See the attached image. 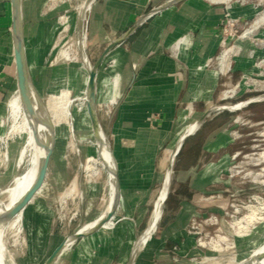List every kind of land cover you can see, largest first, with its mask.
Returning <instances> with one entry per match:
<instances>
[{
	"label": "crops",
	"instance_id": "obj_1",
	"mask_svg": "<svg viewBox=\"0 0 264 264\" xmlns=\"http://www.w3.org/2000/svg\"><path fill=\"white\" fill-rule=\"evenodd\" d=\"M167 1L95 0L87 20L89 51L96 53L104 44L98 59L144 13ZM232 3L184 0L169 6L141 24L102 62L101 66L112 63L111 71L121 78L120 96L105 126L119 183L117 220L113 228L102 227L79 238L55 264H130L133 257L132 264L173 262L168 253L183 236L189 207L225 181L232 144L228 128L233 122L225 113L229 111L210 115L184 139L174 159L173 190L164 205V219L142 241L148 230L146 215L171 165L170 146L215 105L227 70L222 71L221 50L230 41L225 27ZM25 6L22 0L24 23ZM24 29L27 50L25 24ZM17 85L12 4L0 0V109ZM84 237L91 238L88 249L82 244ZM139 241L143 248L134 256Z\"/></svg>",
	"mask_w": 264,
	"mask_h": 264
},
{
	"label": "rangeland",
	"instance_id": "obj_2",
	"mask_svg": "<svg viewBox=\"0 0 264 264\" xmlns=\"http://www.w3.org/2000/svg\"><path fill=\"white\" fill-rule=\"evenodd\" d=\"M24 1L27 5L25 6V27L33 86L41 96L46 97L49 83L67 75L70 78L73 97L69 116L71 133L66 127L67 135L55 140V149L50 159L47 176L35 191L34 202L24 209L22 233L19 234L18 243L15 244L13 237L9 234L7 239L8 249L18 264H43L68 233L79 224L93 220L105 209L108 198V171L102 170L91 184H88L84 177L83 166L86 156L97 149V145L88 107L83 99L89 79V69L85 66L77 45L79 14L76 7L81 0ZM230 1L233 5L227 16L225 30L230 41L221 50L222 71L227 70L221 76L215 105L233 106L237 102L264 94V21L253 27L256 20L264 15V0ZM230 1L216 0L215 2L229 3ZM88 15L85 21L86 29ZM252 27V31L246 33ZM103 46L104 44L100 45L98 52L92 53L89 51L87 42V52L92 63L96 61ZM113 63L116 64L117 60L115 59ZM111 69L110 62L99 68L97 103L105 92L113 93L116 90L109 79L119 72L111 71ZM101 81H103L102 87ZM120 81L119 74V94ZM103 108L97 106L99 119L105 130L109 114ZM225 113H230L228 115H231L233 122L228 128L232 144H230L231 159L225 181L213 189V194L195 198L198 205L189 207L191 213L183 230V236L178 238L179 243L174 245L168 253L169 259L173 262L163 260L161 264H211L201 263V260L208 255L218 256L221 260L233 254L242 256L260 246L264 241V209L262 208L264 207V183H262L264 174L260 175L264 165L255 164L256 160L252 159H256L258 152L264 151V99ZM71 134L75 135L74 138L86 139L78 142V149L72 148ZM14 145L12 140H0V188L10 183L11 173L17 167L13 159L6 158L8 150L13 149ZM174 145L175 142L169 148L171 154ZM20 170H24V167L21 166ZM75 176L80 178L81 194L74 198H62L63 192L70 186ZM173 181L172 173L168 198L173 190ZM164 182L165 177L160 182L158 194L150 212L146 215V224L151 218ZM248 206H256L262 212L258 211V216L263 219L256 222L249 234L239 236L236 234L233 222L249 214ZM164 214L163 207L159 223L164 219ZM154 231L147 239L153 235ZM218 233L228 235L233 240V244L221 251L199 245L201 240L206 238L210 240Z\"/></svg>",
	"mask_w": 264,
	"mask_h": 264
},
{
	"label": "bare ground",
	"instance_id": "obj_3",
	"mask_svg": "<svg viewBox=\"0 0 264 264\" xmlns=\"http://www.w3.org/2000/svg\"><path fill=\"white\" fill-rule=\"evenodd\" d=\"M210 1L215 2L216 0H210ZM91 3H92V0H81V2L76 7L78 14H79L77 45H78L79 50L83 52L86 46V39H85V24L86 23L85 21H86V17L91 7ZM263 21H264V15H262L261 17L258 18V20H256V23L255 25H253V27L255 28V26H257L259 23ZM253 27L248 29L246 33L252 31ZM83 55H84L83 62L85 66H87L89 70H92L93 63H90V61L88 60V57L85 54ZM29 70H30V66H29ZM109 81H112L114 89L116 90L113 93L105 92L102 98L99 99L97 106L99 105V106L104 107L105 112L110 115V113H112L111 110L113 106L116 104L117 99L120 95L119 88H118L119 74H114L109 79ZM88 83H89V79L87 81L86 86H88ZM102 84H103V81H101V87H102ZM87 93H88V89L86 88L85 95L83 96V99L86 102V104H87ZM31 94H32L34 105L38 113L41 114L42 117L48 118L49 121L51 122L55 140L61 137L62 138L65 137L67 135L66 127L69 128L70 126L69 125L70 124L69 116L71 113L70 106H71V102L73 101L70 78L67 75H65L64 78H57L55 80H52L48 85L46 97L41 96L34 86H32ZM89 99H91V95ZM76 100L78 99L76 98ZM4 101H5L4 105L3 107L1 105L2 108L0 109V140H4V139L8 141L12 140L15 143L14 148L8 150L6 158L8 157L9 160L13 159L17 167L11 173L12 177L10 178L11 179L10 183L8 185L6 184L7 186L4 188L3 187L0 188V212L12 206L17 200H19L24 195V193L32 185L34 178H35L36 171L38 170L40 163L42 161V158L44 156V153L46 151L47 144H48V135H49L46 127L35 116H33L27 111L22 101L21 95L19 93L18 85L13 90V92L9 95V97ZM244 104L245 103L232 106V107L235 109ZM193 129H194V126L191 125L188 127L187 130L191 131ZM70 130L71 129L69 128V132L71 133ZM93 130L95 133V139H96L95 144L97 145V149L94 150L95 152L92 150L93 152H89L86 156L85 163L83 166L84 177H85L86 182L88 184H91L92 182L96 180V177L100 175L102 170H107V171L109 170L108 178H107L108 198H107L105 209L101 212V214L97 216L96 218H94L93 220L81 224L79 227L80 231H86L92 228L93 226H95V224L104 215V213L112 207V205L114 204L115 198H116V194H117V186H116L115 177L113 174L114 169H115V162H114V158L112 157V153L108 147L106 133L96 122H95V125L93 126ZM74 136L73 135L71 136L72 137L71 139L72 148L78 149V142H83L86 139L85 138L84 139L74 138ZM93 143H94V140H93ZM178 146H179V142L176 146L173 147L171 159L174 158V154L176 150L178 149ZM83 152H82V155L84 154ZM255 158L256 159L252 158L253 160H256L255 164L264 165V151L258 152ZM21 166L24 167V170L22 171L20 170ZM261 169L262 170H261L260 175L264 174V166ZM172 173L173 172L170 171L165 178L163 188L155 202L152 215L150 216L151 218L149 220L148 230L145 236L142 238V241H145L147 237L151 234V232L155 230L157 227V223L163 212V206H164L166 197L170 192V187L172 183ZM79 179L76 176L73 178L70 186L66 188L65 191L63 192L62 198H67V197L74 198L81 194V189H80L81 187L79 185ZM262 183H264V178L262 180ZM34 200H35V197L33 194L31 198L29 199L27 206L29 204H32ZM248 208L250 209L249 214L233 222L235 225L236 234L239 236L249 234L252 231L253 227L255 226L256 222L264 218V217L262 218L258 216L259 215L258 211L260 210H258L256 206H248ZM262 208L264 209V207ZM24 209L20 210L12 217L7 218L6 220L0 223V264H18L16 260L14 259L12 253L8 249L7 239H8V234H9L10 237H13L15 244L18 243L19 234L22 230V224L24 221ZM114 225H115V220L114 218H112L105 224V226H103V228H113ZM89 239L87 237L82 239V243L86 241V243H83L86 249H88L89 247L88 245L90 243L88 242ZM95 239L97 241L98 238L96 237ZM142 241H139L138 243L136 242L137 244H135L136 247H134V251H133L134 256H136L142 250L143 248ZM232 244H233V240H231L228 235H226L225 233H218L216 236L212 237L210 240H207V238L206 240H201L199 245L208 247L212 250L221 251L225 249L226 246L232 245ZM130 253L132 254V252ZM221 262L222 264H264V241L260 246H258L255 249H252L251 251L244 253L242 256L233 254L227 257L226 259L221 260V258L218 256L208 255L207 258H205L204 260H201V263L221 264Z\"/></svg>",
	"mask_w": 264,
	"mask_h": 264
},
{
	"label": "water",
	"instance_id": "obj_4",
	"mask_svg": "<svg viewBox=\"0 0 264 264\" xmlns=\"http://www.w3.org/2000/svg\"><path fill=\"white\" fill-rule=\"evenodd\" d=\"M95 0H92L91 6ZM184 0H168L167 2L157 6L153 7L146 13H144L138 21L131 27L129 28L124 34H122L120 37L117 39L113 40L103 51L101 56L93 63L92 70H89V83L87 86L88 93H87V107H88V114L91 118V123L94 126L95 122L98 123V125L103 129L98 111H97V78H98V71L99 68L102 64V62L105 60L107 55L118 45L123 43L126 39L130 37V35L141 25L143 24L147 19H149L151 16L155 15L156 13L162 11L163 9L178 4ZM12 4V31H13V41H14V51H15V64H16V74H17V84L19 88V93L21 95L22 101L27 109V111L35 116L47 129L48 131V144L46 151L44 153V156L42 158V161L40 163V166L38 170L36 171L34 181L30 188L24 193V195L17 200L12 206L4 209L3 211L0 212V223L7 218L12 217L15 215L17 212L20 210L26 208L29 199L31 196L35 193V191L42 185L43 181L45 180L47 176V171H48V166L50 163L51 156L54 152L55 149V137L53 133V128L52 124L49 121L48 118L42 117L41 114L38 113L36 110V107L34 105L33 99H32V94H31V89L33 86V82L31 79V74L29 70V64L27 60V54H26V47H25V39H24V20H23V8H22V0H11ZM91 9V7H90ZM90 11V10H89ZM87 18V17H86ZM85 35H86V46L84 48V52L81 51V57L83 58V54H85L88 57V60L91 62L90 57L87 52V29L85 28ZM91 95V99L90 98ZM264 99V94L258 97H253L249 98L245 101L237 102L236 105H240L245 103L244 105L259 101ZM233 105V106H236ZM243 106V105H242ZM240 108V107H238ZM238 108H233L232 106L229 105H213L211 106L205 113L204 115L196 121L192 126H194V129L191 131L185 132L180 141H179V146L178 149L176 150L174 154V158L171 159V165L169 167V170L167 171V174L172 171L173 172V163L176 154L178 153L184 139L191 133H193L202 123L203 121L209 117L210 115L228 110H236ZM103 131L106 133V138H107V143L108 147L112 153L111 147H110V140H109V134L108 130L105 128ZM113 157V153H112ZM115 162V161H114ZM109 173V170H108ZM114 177H115V182L117 186V194L116 198L114 201V204L112 207L104 213V215L99 219V221L93 226L92 228L86 230V231H80L79 227L81 224H79L75 229H73L70 233H68L63 240L56 246V248L52 251V253L48 256V258L44 261L43 264H55L57 259L61 256V254L68 249L72 244H74L79 238L88 235L89 233L102 228L105 226V224L114 218V213L116 211V208L118 206L119 202V183L117 179V168L115 164V169H114ZM166 174V176H167ZM165 176V178H166ZM169 195V194H168ZM168 195L166 197V200L168 198ZM165 200V203H166ZM164 203V205H165ZM164 207V206H163ZM134 257L132 259L133 263Z\"/></svg>",
	"mask_w": 264,
	"mask_h": 264
},
{
	"label": "built area",
	"instance_id": "obj_5",
	"mask_svg": "<svg viewBox=\"0 0 264 264\" xmlns=\"http://www.w3.org/2000/svg\"><path fill=\"white\" fill-rule=\"evenodd\" d=\"M227 28L225 27V30H226Z\"/></svg>",
	"mask_w": 264,
	"mask_h": 264
}]
</instances>
